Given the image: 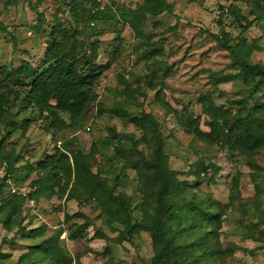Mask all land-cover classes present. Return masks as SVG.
<instances>
[{
    "label": "rangeland",
    "instance_id": "obj_1",
    "mask_svg": "<svg viewBox=\"0 0 264 264\" xmlns=\"http://www.w3.org/2000/svg\"><path fill=\"white\" fill-rule=\"evenodd\" d=\"M59 25L107 70L85 122L53 126L23 93L0 116V264H264V145L203 136L248 112L264 141V0H0V69L47 68ZM57 151L60 186L39 168Z\"/></svg>",
    "mask_w": 264,
    "mask_h": 264
},
{
    "label": "trees",
    "instance_id": "obj_2",
    "mask_svg": "<svg viewBox=\"0 0 264 264\" xmlns=\"http://www.w3.org/2000/svg\"><path fill=\"white\" fill-rule=\"evenodd\" d=\"M223 14L228 17L231 14L230 9L228 14L224 11ZM72 15L76 22L80 23L75 8L72 9ZM239 23L242 28L249 26L244 25L242 21ZM231 30L234 33L235 28L232 27ZM50 38L45 52L47 60L45 64H49L47 68L37 69L22 65L12 70L0 69L1 117L4 116L11 98L15 96V99L19 100L21 93L24 94L23 102L26 106L38 109L44 120L53 126L67 127L65 118L71 122L69 126H73L85 122L91 115L98 100L95 88L107 66L97 65L93 58H89L84 60V65L80 68V60L77 58L80 46L76 31L59 25L51 31ZM216 38L223 42L227 38H232V35L225 32L223 39H219L218 36ZM90 48L92 49L91 46ZM242 67L246 75L257 72L256 68L260 69L251 67L247 62H243ZM252 120V114L248 112L245 115L239 112L231 122L228 119L222 123L220 120H212L209 124L210 132L203 136L211 143L234 142L239 149L250 153L256 152L263 147L264 141L253 131ZM39 168L50 173L57 186H60L63 179H71L73 176V165L69 155L60 151L48 156L40 163ZM209 172L210 170L204 169L202 176H208ZM161 173L164 178L168 176L169 180H173V173L169 170H162ZM168 188V184L164 183L163 194ZM58 256L57 251L49 253L46 249L43 254L40 253L38 264H71V261L62 262Z\"/></svg>",
    "mask_w": 264,
    "mask_h": 264
},
{
    "label": "built area",
    "instance_id": "obj_3",
    "mask_svg": "<svg viewBox=\"0 0 264 264\" xmlns=\"http://www.w3.org/2000/svg\"><path fill=\"white\" fill-rule=\"evenodd\" d=\"M224 13H225V14H228V13H229V9H228V8H225V9H224ZM222 24H223V25H222V27H221V29H220L221 32H219V33L217 34V36L219 37V39H223L225 32H229L230 35H233V31H232V30H230V31H227V30H226V29L229 27V25H228V21H227V20H224ZM230 27H231V26H230ZM88 129H89V128H88Z\"/></svg>",
    "mask_w": 264,
    "mask_h": 264
}]
</instances>
